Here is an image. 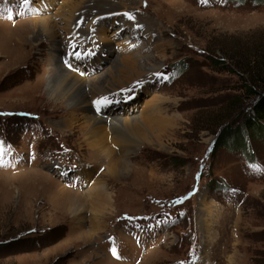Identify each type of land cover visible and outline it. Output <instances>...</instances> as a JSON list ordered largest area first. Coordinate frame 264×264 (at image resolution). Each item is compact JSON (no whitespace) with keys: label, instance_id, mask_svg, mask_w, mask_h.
<instances>
[{"label":"rangeland","instance_id":"374dc122","mask_svg":"<svg viewBox=\"0 0 264 264\" xmlns=\"http://www.w3.org/2000/svg\"><path fill=\"white\" fill-rule=\"evenodd\" d=\"M55 61L82 79L120 71L101 106L148 127L126 156L108 131V153L94 149L81 124L102 95L74 109L48 96ZM257 65L264 2L0 0V264H264V140L247 157L211 153L216 123L248 109ZM95 186L105 211L89 201L72 219L64 198Z\"/></svg>","mask_w":264,"mask_h":264},{"label":"bare ground","instance_id":"6f19581e","mask_svg":"<svg viewBox=\"0 0 264 264\" xmlns=\"http://www.w3.org/2000/svg\"><path fill=\"white\" fill-rule=\"evenodd\" d=\"M126 23L129 25H134L136 27L138 25V23L134 19H128L127 16L123 17L120 21L121 25H124ZM41 26L43 28L45 27L44 29L45 31H47L46 25L44 23H41ZM108 45V43H102L101 45L99 44L98 48L106 50L108 48ZM60 50V45L56 44L54 50L55 56L58 55L61 57V60H64L66 63L67 61L71 63L69 55H63V51ZM146 60H148V68H153L154 65H152L151 61H149L148 58H146ZM52 65L53 72L50 73V76L48 77L45 89L46 93L52 99H59L63 104L68 105L70 109H74L78 107V105L84 103L88 99V97H91L89 95H97L98 97L100 95L104 96L106 93L112 92L118 87L114 86L121 82L119 73L120 71H115L111 68L100 73L99 75H95L94 77H86V79H82L76 75L77 73L74 72L72 68L68 69L67 66L64 67V64L62 65L61 63H57L55 61L52 63ZM126 66H132V72L138 73L140 71L139 65H131L129 63V60L127 61ZM132 72L130 74H134ZM86 84L89 86L88 92L85 88ZM105 108L106 107L101 106L97 111L95 107L90 108L89 105L85 107L80 118L82 119V126L86 127L87 139L89 143L91 142L94 149H100L101 151H98L101 153H104L107 150L108 153L106 135L108 131L112 134L111 136H114L116 144H119L123 148L122 150H120L122 151L120 152V154L122 156H126L125 153L129 151V146L136 140H138L139 136L142 135L140 134V131H145L148 129V127L143 123L141 118H133V120L139 121L138 123H134L133 121L126 118H120L116 115L112 116L109 115L110 113L107 114ZM73 113L70 115L73 116ZM103 139H105V141H103ZM123 144L126 146H123ZM116 164L117 167H120L121 170H125L127 168V162H120L118 160ZM30 176H32L31 180L33 181L38 178L43 179L44 177L43 174L38 172H32ZM93 188V190L89 191V195L74 192L68 195V198H64L66 201L64 200L61 204H67L69 211L71 212V214H73L72 219L79 218L82 208L86 206L85 204H87L89 201H91V205H89V207H91L90 210L94 214L99 215V218L103 211H105V205H108V197L104 196L103 186H95ZM95 226H98V224H96Z\"/></svg>","mask_w":264,"mask_h":264},{"label":"trees","instance_id":"16d2710c","mask_svg":"<svg viewBox=\"0 0 264 264\" xmlns=\"http://www.w3.org/2000/svg\"><path fill=\"white\" fill-rule=\"evenodd\" d=\"M253 1L255 3L264 2V0ZM257 67L264 71V65H257ZM259 69L251 75V82L245 85V91L248 97H253V99L248 109L241 111V121L226 122V120H223L221 123H216L215 126L218 127V130L216 128V131H214L216 137L211 153H214L216 149L222 147L229 151L244 153L243 155L246 156L249 153L246 148L247 140L250 142L255 136L264 140V77L261 76ZM248 156H251L250 153ZM207 187L218 190V188L220 189L224 185L215 179H211Z\"/></svg>","mask_w":264,"mask_h":264},{"label":"snow or ice","instance_id":"6c2138e0","mask_svg":"<svg viewBox=\"0 0 264 264\" xmlns=\"http://www.w3.org/2000/svg\"><path fill=\"white\" fill-rule=\"evenodd\" d=\"M24 4H28L29 0H23ZM127 16L128 19H133V17L129 14H125ZM77 56H79V53H76ZM110 101L107 100V98H101L100 100H97L95 103L97 104V106L99 107L101 104H106L109 103ZM3 152L2 150H0V157H2ZM0 163H2V160H0ZM112 254L115 256L117 255L116 249L113 248L112 249Z\"/></svg>","mask_w":264,"mask_h":264}]
</instances>
